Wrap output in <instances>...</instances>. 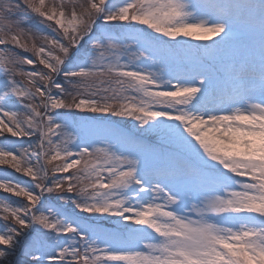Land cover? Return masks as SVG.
<instances>
[{
	"label": "snow or ice",
	"instance_id": "snow-or-ice-1",
	"mask_svg": "<svg viewBox=\"0 0 264 264\" xmlns=\"http://www.w3.org/2000/svg\"><path fill=\"white\" fill-rule=\"evenodd\" d=\"M0 264H264V0H0Z\"/></svg>",
	"mask_w": 264,
	"mask_h": 264
}]
</instances>
